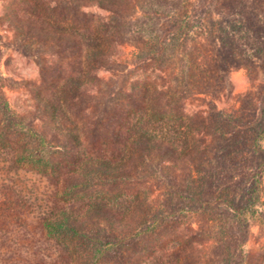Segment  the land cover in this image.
<instances>
[{
  "label": "rangeland",
  "instance_id": "374dc122",
  "mask_svg": "<svg viewBox=\"0 0 264 264\" xmlns=\"http://www.w3.org/2000/svg\"><path fill=\"white\" fill-rule=\"evenodd\" d=\"M0 264H264V0H0Z\"/></svg>",
  "mask_w": 264,
  "mask_h": 264
},
{
  "label": "trees",
  "instance_id": "16d2710c",
  "mask_svg": "<svg viewBox=\"0 0 264 264\" xmlns=\"http://www.w3.org/2000/svg\"><path fill=\"white\" fill-rule=\"evenodd\" d=\"M62 225V224H61ZM61 225H55L54 223H51L50 221L46 222V228L50 232L55 231L57 228H59Z\"/></svg>",
  "mask_w": 264,
  "mask_h": 264
}]
</instances>
